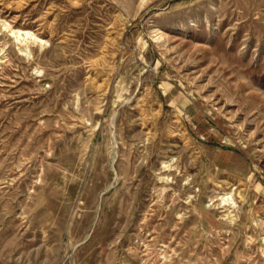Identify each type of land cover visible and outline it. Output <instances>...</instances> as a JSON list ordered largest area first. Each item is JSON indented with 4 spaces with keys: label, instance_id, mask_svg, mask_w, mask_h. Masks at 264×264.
<instances>
[{
    "label": "rangeland",
    "instance_id": "rangeland-1",
    "mask_svg": "<svg viewBox=\"0 0 264 264\" xmlns=\"http://www.w3.org/2000/svg\"><path fill=\"white\" fill-rule=\"evenodd\" d=\"M0 264H264V0H0Z\"/></svg>",
    "mask_w": 264,
    "mask_h": 264
},
{
    "label": "bare ground",
    "instance_id": "bare-ground-1",
    "mask_svg": "<svg viewBox=\"0 0 264 264\" xmlns=\"http://www.w3.org/2000/svg\"><path fill=\"white\" fill-rule=\"evenodd\" d=\"M5 22V21H4ZM6 23H8L6 21ZM5 23V24H6ZM4 26V24H3ZM9 26V25H8ZM10 32L9 34H12L19 42H23V43H26L28 40H39L41 41L42 38H39L38 36H36V34H34L31 30H28V29H10ZM15 40V41H17ZM23 45V44H22ZM26 54V52H25ZM5 59V58H4ZM4 66V65H2ZM229 194V193H228ZM230 200V202L234 203L233 199L231 196H222L221 197V201L224 202V203H228Z\"/></svg>",
    "mask_w": 264,
    "mask_h": 264
}]
</instances>
